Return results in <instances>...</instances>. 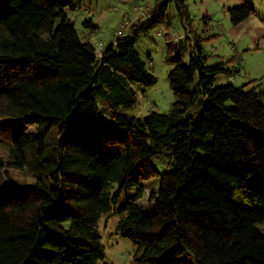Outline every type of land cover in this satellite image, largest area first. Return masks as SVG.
I'll list each match as a JSON object with an SVG mask.
<instances>
[{"label":"trees","instance_id":"16d2710c","mask_svg":"<svg viewBox=\"0 0 264 264\" xmlns=\"http://www.w3.org/2000/svg\"><path fill=\"white\" fill-rule=\"evenodd\" d=\"M170 1L184 2L154 0L98 55L65 13L80 0H0V119L21 118L44 132L19 135L0 158V264H97L95 225L108 212L122 217L118 232L136 246L138 264H185L184 253L194 264H264L256 228L264 222V90L214 86L225 70L207 65L194 40L184 64L185 35L170 47L171 111L124 113L137 87L155 83L135 45L169 27ZM250 12L229 10L232 24ZM81 25L97 29L90 19ZM97 102L114 124L98 122ZM54 128L47 149L45 132ZM13 165H28L33 182L11 179ZM150 180L157 182L144 198ZM133 186L117 208L119 191Z\"/></svg>","mask_w":264,"mask_h":264},{"label":"rangeland","instance_id":"374dc122","mask_svg":"<svg viewBox=\"0 0 264 264\" xmlns=\"http://www.w3.org/2000/svg\"><path fill=\"white\" fill-rule=\"evenodd\" d=\"M154 0H80L73 10H66V15L73 20L74 27L83 42L102 50L114 43V32L122 25L128 31L131 24L136 22V14L132 11L135 6H141L147 15ZM149 6V7H148ZM251 9L250 15L241 23L233 25L229 10L238 7ZM146 8V9H145ZM164 22L169 27L160 25L154 32L140 37L135 49L146 69L155 77V83L149 88L137 87L136 104L124 113L129 117L143 118L150 113L168 114L172 109L175 98L169 88L167 76L173 68L169 57L173 54L170 47L176 49V41L183 40L179 51L181 61L188 64L193 52L192 40L207 56V65L220 64L224 73L216 76L214 86L230 84L244 91L249 88L264 90V0H184L181 8L170 1L164 10ZM90 19L97 29L90 31L81 25L82 21ZM168 42H173L169 43ZM101 43V44H99ZM104 44V46H103ZM186 44V45H185ZM171 54V55H170ZM264 102V99H263ZM98 122L105 126L114 124L109 113L97 102ZM197 107V106H196ZM192 107L189 116H196L198 108ZM37 126L26 125L21 118L0 119V158L4 160L10 155L13 141L21 134H39ZM45 147L50 148L57 140L56 129L45 132ZM27 155V162L29 161ZM13 162V158L11 161ZM8 175L20 184L30 185L36 175L30 167L9 166ZM51 187L49 178H42ZM155 180L145 184L144 198L155 188ZM135 186L119 191L116 207L123 205L134 193ZM144 199L142 200V202ZM121 216L105 213L95 225L101 237L103 258L97 264H138L137 248L118 232ZM264 235V222L256 225ZM185 264H194L189 253L181 256Z\"/></svg>","mask_w":264,"mask_h":264},{"label":"built area","instance_id":"2783aa9c","mask_svg":"<svg viewBox=\"0 0 264 264\" xmlns=\"http://www.w3.org/2000/svg\"><path fill=\"white\" fill-rule=\"evenodd\" d=\"M132 11L137 16L136 20L143 19V18L146 17L145 11H144V9L141 6H135ZM126 29H127V26L126 25L120 26L114 32V35H113L114 39L122 38L124 36V32L126 31ZM173 40L176 41V42H178L180 40V38H178V39L174 38ZM99 44H101V43H99ZM101 48H102V45L98 46V50H97L98 55L101 54V51H102Z\"/></svg>","mask_w":264,"mask_h":264},{"label":"crops","instance_id":"0c3cea01","mask_svg":"<svg viewBox=\"0 0 264 264\" xmlns=\"http://www.w3.org/2000/svg\"><path fill=\"white\" fill-rule=\"evenodd\" d=\"M103 46H104V44H103Z\"/></svg>","mask_w":264,"mask_h":264}]
</instances>
